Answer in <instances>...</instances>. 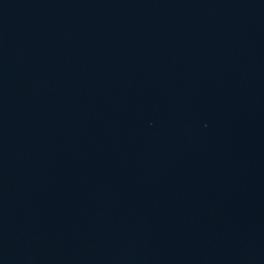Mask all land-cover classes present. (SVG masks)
Wrapping results in <instances>:
<instances>
[{
  "label": "water",
  "instance_id": "95a60500",
  "mask_svg": "<svg viewBox=\"0 0 264 264\" xmlns=\"http://www.w3.org/2000/svg\"><path fill=\"white\" fill-rule=\"evenodd\" d=\"M0 264H264V0H0Z\"/></svg>",
  "mask_w": 264,
  "mask_h": 264
}]
</instances>
